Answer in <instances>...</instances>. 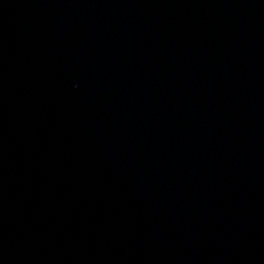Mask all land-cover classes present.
Segmentation results:
<instances>
[{
	"label": "water",
	"instance_id": "obj_1",
	"mask_svg": "<svg viewBox=\"0 0 264 264\" xmlns=\"http://www.w3.org/2000/svg\"><path fill=\"white\" fill-rule=\"evenodd\" d=\"M0 264H264V0H0Z\"/></svg>",
	"mask_w": 264,
	"mask_h": 264
}]
</instances>
